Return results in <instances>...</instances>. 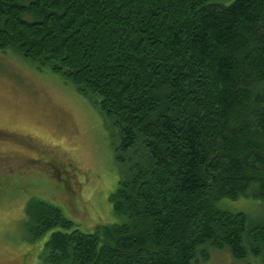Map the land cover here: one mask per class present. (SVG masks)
Listing matches in <instances>:
<instances>
[{"label": "trees", "instance_id": "1", "mask_svg": "<svg viewBox=\"0 0 264 264\" xmlns=\"http://www.w3.org/2000/svg\"><path fill=\"white\" fill-rule=\"evenodd\" d=\"M58 75L118 139L121 222L74 228L25 204L42 264L263 259L264 223L222 200L264 202V0H0V50Z\"/></svg>", "mask_w": 264, "mask_h": 264}, {"label": "rangeland", "instance_id": "2", "mask_svg": "<svg viewBox=\"0 0 264 264\" xmlns=\"http://www.w3.org/2000/svg\"><path fill=\"white\" fill-rule=\"evenodd\" d=\"M117 141L71 84L0 50V264H42L39 252L51 231L34 241L25 233L24 208L32 197L59 207L84 232L122 221L109 200L120 176ZM219 204L264 223V202L257 198ZM197 264L264 263L260 256L237 261L227 251L211 250Z\"/></svg>", "mask_w": 264, "mask_h": 264}]
</instances>
